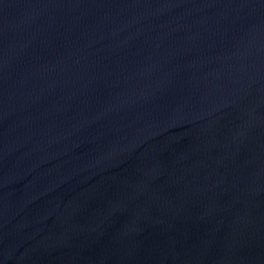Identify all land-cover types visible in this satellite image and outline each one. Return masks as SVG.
<instances>
[{
  "label": "water",
  "instance_id": "water-1",
  "mask_svg": "<svg viewBox=\"0 0 264 264\" xmlns=\"http://www.w3.org/2000/svg\"><path fill=\"white\" fill-rule=\"evenodd\" d=\"M0 264H264V0H0Z\"/></svg>",
  "mask_w": 264,
  "mask_h": 264
}]
</instances>
